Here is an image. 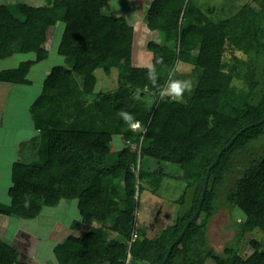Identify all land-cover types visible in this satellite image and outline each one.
I'll list each match as a JSON object with an SVG mask.
<instances>
[{
    "label": "trees",
    "instance_id": "1",
    "mask_svg": "<svg viewBox=\"0 0 264 264\" xmlns=\"http://www.w3.org/2000/svg\"><path fill=\"white\" fill-rule=\"evenodd\" d=\"M108 1L50 0L41 6L0 4V61L17 52H35L37 64L43 63L50 54L48 33L62 23L59 42L53 41L51 46L69 62L73 72L83 77L85 92H94L96 70L119 71L118 88L107 93L94 111L73 94L67 98L63 114L47 112L34 116L39 135L23 143L21 153L34 146L40 158L13 164V185L9 189L12 202H0V217L13 215L32 220L45 206H56L62 199H78L87 223L96 220L106 224L111 219L122 224L127 236L111 240L101 227H92L82 238L70 235L54 247L59 264H126L128 254H131L130 264H162L170 245L198 208L207 170L220 150L241 129L264 117V84H261L264 27L258 24L264 21V4L260 13L243 14L242 28L238 30L244 36H253L249 42L252 61L247 63L250 89L243 93L240 103L231 101L228 87L231 73L222 63L225 39L216 34L190 102L159 98L150 107L137 99L135 93L147 88L159 93V88L148 79L149 67H140L134 60L135 28L125 16L113 15L106 6ZM146 11L147 27L152 31L164 30L166 34L165 44L149 43L153 68L171 71L177 59L193 61L190 52L201 41L200 24L208 18L193 0H152ZM177 41L181 50L178 58L168 50ZM160 58L163 63H158ZM30 68L31 62H22L18 68L2 71L0 82L28 84L26 75ZM62 69L61 66L50 69L52 73L46 77L45 86L67 91L68 82L61 77ZM164 83L162 77H157L158 85ZM121 109L142 122L144 135L150 139L149 145L140 148L139 157L131 144L140 145L141 132L131 131L118 117ZM36 111L37 107L33 109ZM115 134L131 144L122 151H111ZM262 139L264 122L244 130L223 151L211 170L201 220L198 218L190 225L181 242L173 247L166 264H179L184 259L188 239L196 229L200 236H206L207 221L222 207L241 213L232 218L237 243L228 245L221 253L207 250L205 255L217 264H264V251L256 249L244 259L238 247L248 231L258 228L264 231V155L253 152V145ZM145 157L173 165L176 170L170 173L187 183L178 199L179 209L172 227L158 239L144 237V232L134 227V215L128 208L104 199L99 204L101 186L98 182L91 184L94 174L103 181L104 176L113 174L114 188L121 187L125 199H133L138 179L156 186L163 176L170 174L162 168H153L150 163L145 167ZM139 159L142 166L137 178L129 164L136 165ZM134 231L137 238L131 243ZM18 254L13 245L0 239V264H29L19 262Z\"/></svg>",
    "mask_w": 264,
    "mask_h": 264
},
{
    "label": "rangeland",
    "instance_id": "2",
    "mask_svg": "<svg viewBox=\"0 0 264 264\" xmlns=\"http://www.w3.org/2000/svg\"><path fill=\"white\" fill-rule=\"evenodd\" d=\"M143 1L110 0L106 6L113 15L117 17L125 16L128 23L135 28L133 48L134 60H136L137 65L140 67H149L151 65L153 67V52L148 48L149 43L165 44L166 34L164 30L152 31L147 27L144 19L147 14L146 9L152 0H149L151 2L148 4ZM48 2L50 0H0V4L26 3L33 6H41ZM193 2L208 17L200 24L202 29L201 41L190 52L194 60L179 61L177 59L171 71L154 68L155 73L157 77H162L165 83L170 77L180 80L190 79L194 87L190 93H185L183 103L190 102L207 64L212 38L216 34L223 35L225 48L222 53V63L224 68L231 73V80L228 84L231 90V101L238 104L241 102L243 93L250 89L248 76L250 67L247 66V63L252 61L253 54L249 43L253 36H244L238 30L241 31L242 28V15L252 11L255 14L260 13L264 0H193ZM238 20H240L239 23L237 22ZM258 24L260 27H264V21H258ZM60 27L62 30V23H59L58 26L52 28L48 33L47 45L50 49V54L49 58L43 63L37 64L35 52L27 54L17 52L0 61V72L18 68L20 60V63L31 62V68L26 77L37 88L28 85L30 83L5 82L8 84L6 91L12 95V98L15 96L18 99L23 94L26 95V98H30L33 95L31 105L20 106L23 109L27 107L30 109L29 112L31 113L33 123L35 122L34 116L36 117L41 113L52 112L54 114H63L68 102L67 98L73 96V94L94 111L107 93L113 92L118 88L119 71L117 69H113L111 73L98 69L95 72L97 83L94 92L87 93L83 90V77L73 72L69 62L63 56L56 53L55 46H51L52 43L59 42L62 34L59 31ZM58 31L59 35H57ZM55 37L58 39H55ZM244 37L246 38L245 41L242 39ZM168 50L169 53L178 58L181 51L179 42L177 41L171 47L169 46ZM11 57H14V59ZM55 66L63 68L61 77L68 82L67 91L45 86V79L51 75V70ZM262 73H264V69ZM261 84H264L263 79L261 80ZM23 85L29 86V89L26 91ZM157 94L159 95V93L147 88L145 90H138L135 96L152 107L159 99ZM8 98L10 102L7 100V103L14 102L10 97ZM19 101L21 104L25 102L24 99H20ZM35 107H37L36 113L33 112ZM3 108L2 111H5V107ZM4 115H6V111ZM137 131L141 132L140 145H137V143L131 144L123 136L115 134L114 136H118L119 139L112 140L111 151H122L127 145L131 144L132 150L137 151L139 157L140 148L149 145L150 139L145 137L146 130H144V127L141 126V129ZM253 152L259 156L264 155V139L253 145ZM139 161L140 159L136 165L129 164L131 169L135 171L134 173L137 178L142 166ZM149 163L153 168H162L169 171V173H174L173 171L176 170L169 163L145 157V167L146 165L149 166ZM170 174L163 176L161 178L162 182L156 186L148 183L146 179H141V181L138 179L133 199L130 200L125 199L126 194L124 189L121 187L119 189L114 188L111 181V178L115 176L113 174L112 176H104V181L98 179L94 174L92 178L93 183L91 184L94 185L98 182L99 186H101L102 195L98 199L99 204L104 199L108 203L114 202L128 208L134 215V227L137 230L143 231L144 237L158 239L164 231L172 227L179 209L178 199L187 184L184 179ZM12 185V179L6 183V186H4L3 182L0 184V201H4L6 204L12 202V198L9 195V189ZM64 201H68L66 202L67 205L65 202L60 201L56 206L43 207L39 216L34 218L39 220H26L13 215H3L0 217V239L10 243L18 250L19 262H27L29 264H59L54 253V247L70 235L84 237L92 227H101L105 232L107 231L111 240L116 237L127 236L122 229V224L113 222L111 219H108L106 224H102L96 220L93 223H87L80 212L78 199H65ZM238 213L241 215L238 211L232 212L228 208L222 207L207 221L205 226L206 236H200L196 229L193 237L186 242L184 259L180 260L179 264H217L212 257L206 256L205 253L210 249L215 253H221L228 245H235L237 243V230L232 225V218H235V214ZM242 217L244 216L242 215ZM238 247L240 256L244 259L249 258L256 249L264 251V231L259 228L248 231L238 244ZM130 260L131 254H128L126 263Z\"/></svg>",
    "mask_w": 264,
    "mask_h": 264
},
{
    "label": "crops",
    "instance_id": "3",
    "mask_svg": "<svg viewBox=\"0 0 264 264\" xmlns=\"http://www.w3.org/2000/svg\"><path fill=\"white\" fill-rule=\"evenodd\" d=\"M143 2L148 4L151 1L144 0ZM11 58L14 59V57ZM28 85L37 88L34 83ZM7 86V82H0V89H2L0 90V99H2V101H0V184L3 182L4 186L11 181L12 167L15 162L19 160L31 162L40 158L38 150H36L34 146L30 147L26 152L24 151V153H21L23 143L31 141L39 135V131L35 127V122L33 123L31 113L29 112L30 109L28 107L26 109L20 107L21 105L25 106L26 104L31 105L33 95L30 98H26V95L24 94L18 99L15 96L12 98V95L6 91ZM23 87L26 91L29 89V86L27 85H23ZM8 97L14 102H11L10 104L7 103V100L9 101ZM20 99H24L25 102L21 104L19 101ZM3 107H5L6 115H4L5 111H2L4 109ZM64 200L65 199H62L61 202H65L67 205L66 202L68 201ZM0 202L4 203V201Z\"/></svg>",
    "mask_w": 264,
    "mask_h": 264
},
{
    "label": "clouds",
    "instance_id": "4",
    "mask_svg": "<svg viewBox=\"0 0 264 264\" xmlns=\"http://www.w3.org/2000/svg\"><path fill=\"white\" fill-rule=\"evenodd\" d=\"M158 63H163V58H160ZM148 79L151 81L154 87L159 88V98L161 101L183 103L185 93H190L194 87L190 79L180 80L171 77L164 85H158L155 69L151 65H149ZM117 115L131 131L135 132L141 129L142 122L136 120L132 113L121 109L118 111ZM113 139L118 140L119 137L114 136Z\"/></svg>",
    "mask_w": 264,
    "mask_h": 264
},
{
    "label": "water",
    "instance_id": "5",
    "mask_svg": "<svg viewBox=\"0 0 264 264\" xmlns=\"http://www.w3.org/2000/svg\"><path fill=\"white\" fill-rule=\"evenodd\" d=\"M264 122V117L260 120V121H257L253 124H250V125H247L245 126L243 129H241L236 135L235 137H233L231 139V141L226 145L224 146L220 152L218 153L216 159L214 160V162L211 164V166L208 168L207 170V173H206V176H205V180H204V185H203V191H202V194H201V198H200V201H199V204H198V208L196 209V211L194 212L193 216L190 218V220L187 222V224L185 225V227L183 228V230L181 231V233L178 235V237L175 239V241L170 245L169 249H168V252L165 256V259L163 261L162 264H166L168 259H169V256L173 250V247L180 243L181 240L183 239L185 233L188 231L190 225L199 218L200 216V213H201V210H202V207H203V203H204V200H205V196H206V193L208 191V187H209V181H210V177H211V170L212 168L218 164L219 160H220V157H221V154L223 153L224 150L226 149H229L231 147V145L233 144V142L235 141L236 137H238L244 130H246L247 128H250L252 126H255V125H259L261 123Z\"/></svg>",
    "mask_w": 264,
    "mask_h": 264
},
{
    "label": "built area",
    "instance_id": "6",
    "mask_svg": "<svg viewBox=\"0 0 264 264\" xmlns=\"http://www.w3.org/2000/svg\"><path fill=\"white\" fill-rule=\"evenodd\" d=\"M136 238H137V232L134 231V232H133V235H132L131 243H132ZM131 243H130V244H131ZM126 264H130L129 261H128V263H126Z\"/></svg>",
    "mask_w": 264,
    "mask_h": 264
}]
</instances>
